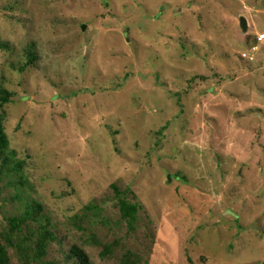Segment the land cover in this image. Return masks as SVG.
Masks as SVG:
<instances>
[{
  "label": "rangeland",
  "instance_id": "obj_1",
  "mask_svg": "<svg viewBox=\"0 0 264 264\" xmlns=\"http://www.w3.org/2000/svg\"><path fill=\"white\" fill-rule=\"evenodd\" d=\"M261 34L264 0H0V235L34 203L52 264H264Z\"/></svg>",
  "mask_w": 264,
  "mask_h": 264
},
{
  "label": "trees",
  "instance_id": "obj_2",
  "mask_svg": "<svg viewBox=\"0 0 264 264\" xmlns=\"http://www.w3.org/2000/svg\"><path fill=\"white\" fill-rule=\"evenodd\" d=\"M31 54L34 55L32 52ZM12 96L11 92L0 86V106L9 103ZM8 148L9 138L4 128V117L0 114V163L3 166H7L10 161L9 156L5 155ZM113 188L119 199L122 214L124 218L131 219V224L138 211V203L126 201L128 191L122 192L116 184H113ZM26 208L25 213L8 218L7 229L0 235V264H12L10 249H14L22 264H52L44 261V257L47 255L49 242L54 238V233L45 223H41L40 227L31 226L34 219L37 221L40 205L27 203ZM71 255L76 258L77 264H92L88 254L78 246L71 247Z\"/></svg>",
  "mask_w": 264,
  "mask_h": 264
},
{
  "label": "water",
  "instance_id": "obj_3",
  "mask_svg": "<svg viewBox=\"0 0 264 264\" xmlns=\"http://www.w3.org/2000/svg\"><path fill=\"white\" fill-rule=\"evenodd\" d=\"M241 27H242V29H243V31H247V29H248V24H247V20L244 18V17H242L241 18ZM84 28H85V26H84Z\"/></svg>",
  "mask_w": 264,
  "mask_h": 264
},
{
  "label": "built area",
  "instance_id": "obj_4",
  "mask_svg": "<svg viewBox=\"0 0 264 264\" xmlns=\"http://www.w3.org/2000/svg\"><path fill=\"white\" fill-rule=\"evenodd\" d=\"M263 39H264V34L258 36V40H263ZM253 49H256V46H254Z\"/></svg>",
  "mask_w": 264,
  "mask_h": 264
}]
</instances>
